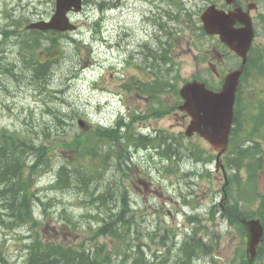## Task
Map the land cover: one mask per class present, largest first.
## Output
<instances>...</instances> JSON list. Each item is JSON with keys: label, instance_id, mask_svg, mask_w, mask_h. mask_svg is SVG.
Wrapping results in <instances>:
<instances>
[{"label": "rangeland", "instance_id": "374dc122", "mask_svg": "<svg viewBox=\"0 0 264 264\" xmlns=\"http://www.w3.org/2000/svg\"><path fill=\"white\" fill-rule=\"evenodd\" d=\"M84 1L82 13L69 15L77 31L35 38L27 32V24L49 20L55 0H0V131L28 140L24 151L19 148L21 141L13 146L24 153L32 175L28 194L31 212L24 216V223L5 215L0 200V264H29L32 252L28 246L33 238L87 250L98 245L111 251L109 257H117L116 264L125 256L114 253L120 247L128 256L127 248L111 236H94L92 231L102 225L97 217L104 211L111 217L109 213L123 209L125 229L130 230L126 239L131 242L127 243L141 246L145 264H246L244 231L225 218L220 202L226 212L230 204L236 206L242 187L237 180L244 183L249 175L240 169L234 172L231 166L217 169V153L199 137L185 138L187 119L175 110L182 78L190 79L197 73L209 79L211 66L208 63L207 74L204 63L198 61H202L197 52L206 44L205 38L196 36L195 44L190 45L188 35L182 34L174 48L166 45L167 34L180 26L177 6L189 2L188 13L196 6L197 22L205 0ZM119 1L122 4L117 7ZM258 1L259 10L253 14L258 20L259 35L254 43L258 65L250 66L241 87L243 107L247 116L254 118L264 114V0ZM217 41L208 39V49L227 54ZM213 62L221 77L237 67L234 55H227L222 63ZM32 63L38 68L43 63L44 67L38 72ZM171 66L178 70L174 76L169 74ZM46 68L50 75L41 78ZM158 79H163L160 86ZM253 99L262 103L260 110ZM121 114L124 122L129 114L134 115L131 127L144 135L167 133L177 157L167 156L164 143L149 148L126 135H121L120 141L102 143L98 149L94 140H89L87 145L92 149L83 158L59 145L63 133L64 141L95 135L97 128L116 126ZM78 119H84L86 129L78 125ZM248 129L255 131L247 120L240 123L242 134L237 136L235 149L260 140L261 145H255L252 152L257 158L252 162L253 170H257V166H264V129L257 139L245 135ZM98 135L97 143L101 139ZM123 144L127 146L125 154ZM40 148L49 159L42 161L49 167L47 172L39 165V156L35 157ZM98 166L101 172L96 174ZM62 167L70 174L59 183L56 174ZM96 175L100 176L94 178ZM258 175V191L262 193L264 168ZM99 193H105L106 199L99 201ZM66 220L74 221L71 226L77 230L72 231ZM211 242L216 245L213 253ZM260 260L253 264H264V255Z\"/></svg>", "mask_w": 264, "mask_h": 264}, {"label": "trees", "instance_id": "16d2710c", "mask_svg": "<svg viewBox=\"0 0 264 264\" xmlns=\"http://www.w3.org/2000/svg\"><path fill=\"white\" fill-rule=\"evenodd\" d=\"M35 38H37L36 33H31ZM262 62V60H260ZM248 66L251 65H258L254 59V56L250 54V58L248 60ZM263 63V62H262ZM33 64V63H32ZM37 64V63H36ZM34 65V64H33ZM149 65V64H148ZM247 66V67H248ZM44 67L43 64L42 66ZM34 68L37 69L38 72L42 70V68H38L37 65H34ZM49 76L50 72L48 68L45 69V73H41L40 77ZM260 102V101H259ZM242 98L240 94L237 96V103H236V118H235V125L234 130L232 133V139L230 142L229 147V153L226 156V160L229 166L232 167V170L235 172L238 169L244 168L247 171V174H249L248 180L243 184L241 190L239 191V196L241 198L237 199L240 200L245 207V210L252 215L259 217L262 222L264 223V191L262 194L258 193V174L259 172L264 168L263 164L260 166H257V170H253L255 167L252 162L254 160H257V158L252 154L254 151L255 145H260L259 141L253 140L249 143V146L239 148V150L235 149L236 140L238 139L237 136L239 134H242L239 132L240 129V123H242L244 120H247L251 126H253L255 131L248 129V132L245 133L248 137H255L257 138L264 129V114L259 116L258 118L250 119L243 111L242 108ZM262 106V103H257L256 107L260 110L259 106ZM257 114V113H256ZM159 115V114H158ZM58 116V115H57ZM252 118V116H250ZM74 120V119H72ZM130 122L128 124H125L123 121L119 122V124L114 129H108L105 131L102 130H95V135L89 134L88 137L83 136H75L70 141H64V137H66V133L62 134V137H60L61 143L59 145H64L69 147V149L77 152L78 156L82 158L84 155L89 153V151L92 149L90 148L87 143L89 140H94V147L96 149L100 148L102 143H111L112 141H120L119 137L121 135H126L129 140L133 139L135 141H138L144 143L145 145H149V138L144 137L143 135H140L139 132L136 131V129H133L131 127V122L134 120L133 118L129 119ZM124 127V132H121V128ZM107 131V132H106ZM103 132H106L107 135H101ZM255 132V133H254ZM99 134V135H98ZM161 135H163L164 144L165 146V152L167 156L176 158L177 154L175 150L171 147V143L167 141L168 134L165 132H161ZM17 134L9 133L6 130L0 131V200L4 203V205L1 207L4 209L5 215H8L10 218H15L16 221H20L19 223H24V216H29L31 209L29 207V196L28 194L31 192V180L32 175H30L31 169L30 167L25 163V156L24 153H20L16 147L13 146V144L18 145L17 141H21L18 138L13 137ZM96 135H98L100 140H98V143L96 140ZM164 135L167 137L164 138ZM137 137V138H136ZM21 138V137H20ZM23 139V138H22ZM162 139V140H163ZM166 139V140H165ZM24 141H21L22 144L19 146V148H23L24 146H27V142L25 139ZM141 140V141H140ZM26 142V143H25ZM139 144V145H140ZM33 147V146H32ZM127 146L123 144V150L122 153H126ZM40 155L37 154L35 157L39 156V161L41 162L39 165H46V162H42L45 160H49L44 152V149H39ZM33 157V158H35ZM97 159L101 162L102 160L97 156ZM239 164V167H238ZM38 165V166H39ZM107 163L105 165V168L107 170ZM36 167V165H35ZM46 167V166H44ZM49 168V167H46ZM28 171V175H25V172ZM59 178H57V182H62L64 179L69 178V172L68 170L65 171V168L62 167L59 170ZM101 172V168L98 166V170L95 171V173ZM258 173V174H255ZM73 174V172H72ZM75 175L80 176L83 179V175L79 174L77 171L75 172ZM100 175L94 176L97 177ZM93 178L90 180V183H92ZM86 181H89L86 179ZM14 182V183H13ZM237 182H239L237 180ZM15 183L17 185H15ZM99 201H103L104 198L106 199L105 193H99ZM259 197L261 201V206L258 208L257 211H251L252 206L256 204V200ZM238 203V201H237ZM227 212H225V218L228 220H237L239 217H248L249 214L243 210V208L237 207L235 205H232V207L227 208ZM126 211V209H123L119 213H114L108 217L107 212H103L101 216L97 217V220L102 222V225H98V227L92 231V234L94 236H111L112 238H115L118 242L122 243V247L127 248V254L125 251H122V249L118 248V253H114L116 256H125L124 259H121L116 262V264H124V263H132V264H145L146 260L144 258L145 251L141 249V246L137 244H130L127 242H131L130 238H128L129 235V228L126 230L127 223L123 219V213ZM17 213V215H16ZM250 216V217H252ZM22 217V218H21ZM3 222L4 220L1 219ZM67 221L68 226L72 231H76L77 227L75 225L71 226L74 221ZM114 221V222H113ZM18 223V224H19ZM138 225V224H137ZM126 233L128 235H126ZM131 237V236H130ZM192 243L199 244V242L192 240ZM30 248V251L32 252V257L30 259L29 264H112L113 259L109 257L111 254L110 252H106L104 249L98 248V245L95 246V250H87L83 247H74L68 244L64 243H56L53 241H42L39 238H33L31 245L28 246V249ZM97 248L99 250H97ZM144 248V247H143ZM145 250V249H144ZM147 253V252H146ZM137 254L139 255V258L137 257ZM155 255V253H154ZM264 255V241L262 245L259 247L258 254L256 257V261L260 260V256ZM143 257V259L141 258ZM262 261V260H260Z\"/></svg>", "mask_w": 264, "mask_h": 264}, {"label": "water", "instance_id": "95a60500", "mask_svg": "<svg viewBox=\"0 0 264 264\" xmlns=\"http://www.w3.org/2000/svg\"><path fill=\"white\" fill-rule=\"evenodd\" d=\"M81 9L82 0H57L56 13L51 21L48 23L41 22L32 27L45 31L50 29L61 32L73 30L75 27L70 24L67 14L71 11L79 12ZM212 23H216L215 17L208 16V24ZM227 28L231 31L229 26ZM213 31L214 29L211 31L208 29L210 33ZM232 31L234 33H230L235 37L242 34V36H246V38L245 36L239 38L241 44L234 48L236 53L245 57L252 43V28L249 33L245 34L243 32L245 30ZM241 72L240 70L230 74L225 80L223 90L219 93L207 90L204 84L198 82L187 84L181 89V95L185 100L181 110L186 111L193 119L186 134L191 136L195 132L200 133L204 139L214 146L215 150L220 152V155L226 150L228 144L236 90ZM80 124H82L81 121ZM242 223L248 237L247 255L251 254V259H253L256 255V247L263 236L264 228L259 220L244 219Z\"/></svg>", "mask_w": 264, "mask_h": 264}, {"label": "bare ground", "instance_id": "6f19581e", "mask_svg": "<svg viewBox=\"0 0 264 264\" xmlns=\"http://www.w3.org/2000/svg\"><path fill=\"white\" fill-rule=\"evenodd\" d=\"M122 4V2H116V5H117V7H120V5ZM100 7L101 8H106V6H102L101 4H100ZM163 62V61H162ZM161 62V63H162ZM126 137V136H125ZM26 141H28L27 139H25ZM246 144H248V146H249V143H246ZM245 147H247V146H245ZM43 168V170L45 171V172H47L48 170H49V168H46V167H42ZM60 172L58 171L57 172V178L60 180V178H59V176H58V174H59ZM86 180V179H85ZM61 181V180H60ZM238 196H239V194H238ZM225 197L228 199L227 201L229 202V194L226 196L225 195ZM238 201V203L236 202V206L237 207H240V208H243V210H245V207L243 206V204H241V206H240V203H241V201L240 200H237ZM230 205H233V204H230ZM220 207H221V209H222V211H223V215L225 216V212H226V210L224 209V208H222V203L220 202ZM248 214H250L248 211H247V209L245 210ZM244 219H246V217H239L237 220H233V221H231V220H228L231 224H233V223H239V222H242ZM114 222V221H113ZM113 262H114V259H113ZM113 264V263H112ZM246 264H251V263H249L247 260H246Z\"/></svg>", "mask_w": 264, "mask_h": 264}, {"label": "flooded vegetation", "instance_id": "af4514ba", "mask_svg": "<svg viewBox=\"0 0 264 264\" xmlns=\"http://www.w3.org/2000/svg\"><path fill=\"white\" fill-rule=\"evenodd\" d=\"M190 26H191V23H190ZM182 30L183 31H187V28L186 27H184L183 29H181L179 26L178 27H176L175 28V30H173V31H171V32H173L175 35H180L181 34V32H182ZM191 31H192V33L194 34V31H193V29L191 28ZM174 40H178V37L177 38H175ZM206 53H208V49L206 50ZM207 57H208V55H207ZM162 61H163V58H162ZM208 61V60H207Z\"/></svg>", "mask_w": 264, "mask_h": 264}]
</instances>
